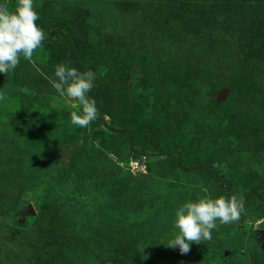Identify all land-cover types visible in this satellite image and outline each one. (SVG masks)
<instances>
[{
    "label": "rangeland",
    "instance_id": "obj_1",
    "mask_svg": "<svg viewBox=\"0 0 264 264\" xmlns=\"http://www.w3.org/2000/svg\"><path fill=\"white\" fill-rule=\"evenodd\" d=\"M33 9L45 40L0 73V264H264V0ZM60 64L96 75L88 127L50 82ZM233 195L238 222L166 245L181 205Z\"/></svg>",
    "mask_w": 264,
    "mask_h": 264
},
{
    "label": "clouds",
    "instance_id": "obj_2",
    "mask_svg": "<svg viewBox=\"0 0 264 264\" xmlns=\"http://www.w3.org/2000/svg\"><path fill=\"white\" fill-rule=\"evenodd\" d=\"M38 13L33 9V0H17L15 11L0 4V73L7 76L19 64L20 57L31 61L34 52L45 40L44 31L36 21ZM56 80H51L59 97L68 101H78L81 111L71 113L74 126L85 128L99 118L96 101L89 93L94 87L96 75L88 70L81 73L74 67L60 64L55 70ZM3 99V95H0ZM207 192L206 188H201ZM243 197L200 198L196 202L181 205L175 213L174 226L178 234L167 241L171 248H179L181 254L191 251L190 244L205 243L212 239V230L220 224L238 222L245 214Z\"/></svg>",
    "mask_w": 264,
    "mask_h": 264
},
{
    "label": "trees",
    "instance_id": "obj_3",
    "mask_svg": "<svg viewBox=\"0 0 264 264\" xmlns=\"http://www.w3.org/2000/svg\"><path fill=\"white\" fill-rule=\"evenodd\" d=\"M169 13H170V11H169ZM180 19H182V20L184 21V20H188L189 18H187V17L185 16V14L182 13ZM102 86H103V83H102V82H100V81H96V82H95V87H96L97 89L100 88V87H102ZM100 111H101V114H102V115L109 116V117L111 116L110 111L108 110V108H107L106 105H104V106L101 108ZM20 213H21L22 215L25 214L23 211H21Z\"/></svg>",
    "mask_w": 264,
    "mask_h": 264
},
{
    "label": "water",
    "instance_id": "obj_4",
    "mask_svg": "<svg viewBox=\"0 0 264 264\" xmlns=\"http://www.w3.org/2000/svg\"><path fill=\"white\" fill-rule=\"evenodd\" d=\"M27 213L29 214H33V210L32 208L28 205V209L26 210ZM257 233L259 234V239L261 241V246H264V233L263 231H257Z\"/></svg>",
    "mask_w": 264,
    "mask_h": 264
}]
</instances>
